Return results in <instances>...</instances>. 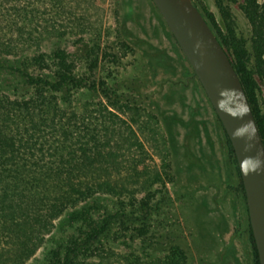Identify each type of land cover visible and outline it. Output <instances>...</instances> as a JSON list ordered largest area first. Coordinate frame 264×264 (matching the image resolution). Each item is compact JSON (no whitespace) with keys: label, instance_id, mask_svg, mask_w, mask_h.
Masks as SVG:
<instances>
[{"label":"rangeland","instance_id":"obj_1","mask_svg":"<svg viewBox=\"0 0 264 264\" xmlns=\"http://www.w3.org/2000/svg\"><path fill=\"white\" fill-rule=\"evenodd\" d=\"M192 1L246 42L247 68L256 72L243 0ZM258 2L264 14V0ZM22 26L24 38L12 49ZM29 36L40 50L23 51ZM6 46L9 53L1 56L12 59L65 50L75 80L57 92L46 88L42 100L37 83L0 77V96L32 100L41 109L33 123L19 113L5 115L26 140L36 131L42 137L33 159L19 157V164L28 162L25 173L19 169L23 179L33 176L51 190L55 182L38 171L45 167L80 170L83 185H103L79 213L55 221V237L76 239L110 215L127 217L75 264H255L246 198L225 131L151 0H0V49ZM35 68L38 74L32 64L26 70ZM255 80L264 130V80ZM69 216L74 220L61 228ZM5 242L2 237L0 251ZM47 246L26 264H36Z\"/></svg>","mask_w":264,"mask_h":264},{"label":"trees","instance_id":"obj_2","mask_svg":"<svg viewBox=\"0 0 264 264\" xmlns=\"http://www.w3.org/2000/svg\"><path fill=\"white\" fill-rule=\"evenodd\" d=\"M194 5L199 9L196 3ZM241 9L252 28L250 50L256 72H251L247 68L246 42L237 40L234 31L231 29L226 34L218 26L212 14L202 9L199 10L223 46L239 76L264 142V130L261 122L258 121V114L256 113L258 112V84L255 80V75L264 80V14L258 0H243ZM18 13V16L22 18L21 11ZM24 32V26L17 29L18 37L15 42H11L14 45L12 49H17V44L24 38ZM23 45L27 47L25 49L22 47L24 52L30 51L34 45L40 50V43L33 42L30 36L23 41ZM9 49L10 46L8 48L6 46L5 50L4 48L3 50L0 49V77H7L11 84L17 79H20V81L26 79L28 84L31 83L30 85L37 83L39 89L37 88L36 92L39 95L38 98L42 100H45L44 93L47 91L46 88L57 92L63 86L75 82L73 75L71 76L72 66L69 62V55L65 50H58L51 55L39 53L34 58L12 59L11 57L1 56L3 53L7 56ZM30 64L37 67L39 70L38 74L35 73L36 68L27 72L26 67ZM53 79L55 80L54 85ZM37 107L32 100L13 101L7 96H0V118L4 120L0 122V243L2 237L6 238L5 246L0 251V264H26L36 255L39 248L45 244H48V246L44 255L37 260L36 264H75L77 258L81 257L84 252L90 251L94 245L98 244L103 237L110 233L112 225L118 218L127 219V217L119 214L110 215L100 225L90 228L87 232L79 233V238L76 239L72 238L62 241L55 237V221L62 220L68 214V211L72 210L73 214L79 213L82 203L88 199H95L98 193L103 191V185L97 183L83 185L82 180L79 181L81 178L80 170H76L75 173L69 170L66 172L62 170L55 171L50 168L40 167L39 162H32L33 167L36 169L40 167L38 171L45 172L46 179H51L55 182L53 188L50 190L46 182L43 184L44 187L39 185L37 179L33 176H27V180L23 179L22 172L19 169L25 173L28 162L19 164L20 162L18 161L21 160L19 157L26 156L28 159H33V151L37 149V143L42 137H39L37 134L39 132L36 131L26 140L18 124L15 130L10 128L9 118L5 115L16 116L19 113L20 116H18L21 121L27 118L30 123H33L37 110L41 112V109ZM8 133L10 135L7 136L6 134ZM226 138L239 173L234 151L227 135ZM34 148L36 149L33 150ZM62 149L63 147L61 146ZM85 152V150L82 151V157H85ZM85 162L84 160L82 163L85 164ZM6 165H10L12 168L13 172L9 173H12L13 176H7ZM30 169L33 171L32 167ZM38 171L34 174H38ZM239 177L241 180L240 173ZM11 179L14 181L13 183H9ZM76 180L78 182H75ZM106 185L108 186L109 183L107 182ZM240 187L244 193L242 181ZM69 218L62 221L61 228L62 225H65L70 220H74ZM249 234L255 264H259L250 224ZM47 235L50 236L49 240H46ZM55 243L56 248H53Z\"/></svg>","mask_w":264,"mask_h":264},{"label":"water","instance_id":"obj_3","mask_svg":"<svg viewBox=\"0 0 264 264\" xmlns=\"http://www.w3.org/2000/svg\"><path fill=\"white\" fill-rule=\"evenodd\" d=\"M202 86L234 151L259 264H264V142L227 53L192 0H151Z\"/></svg>","mask_w":264,"mask_h":264}]
</instances>
